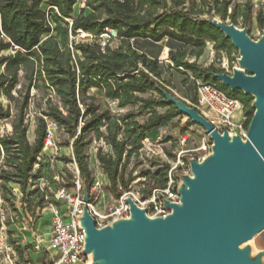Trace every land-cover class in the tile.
I'll use <instances>...</instances> for the list:
<instances>
[{
    "label": "trees",
    "instance_id": "obj_1",
    "mask_svg": "<svg viewBox=\"0 0 264 264\" xmlns=\"http://www.w3.org/2000/svg\"><path fill=\"white\" fill-rule=\"evenodd\" d=\"M202 1L208 4L206 11L197 7L194 0H85L84 7L73 15L77 0H0V94L13 103L15 110L13 113L10 106L0 104V121L11 119L10 132L0 135V190L10 197L14 212L13 187L19 188L22 203L31 215L42 207L43 197L30 186L48 169L45 162L42 164L44 160L37 162V158L44 155L49 123L66 135L62 146L72 149V158L58 160L75 163L86 189L92 180L86 155L92 140L86 135L90 132L95 140L110 147V152L105 153L100 147L96 151L109 189L115 195L117 185L126 189L133 181L131 173L124 177L130 156H138L141 141L148 133L179 115L164 97V92L170 93L164 77L169 67L192 72L197 78L201 77L199 72L206 74L200 78L202 82L215 85L242 104L248 125L253 111L251 97L209 79V72L223 70L211 67L199 71L186 61L187 55L196 58L201 54L205 40L212 41L216 50L233 47L223 33L199 17L213 11L221 21L230 19L235 24V3ZM251 12V7L244 5V16ZM256 18L263 25L262 16L258 14ZM104 35L107 40H103ZM111 41L117 42L115 48L110 47ZM163 46L168 48L170 66L158 60ZM91 88L99 89L104 99L116 102L118 109H136L111 116L108 109L99 108L94 95L88 94ZM146 92L158 97L139 96ZM33 99L42 106L35 138L29 142L25 117ZM156 108L167 110L157 113ZM146 111L148 117L138 122L135 112L140 115ZM35 164H39L37 169ZM168 169L169 165L162 163L153 171H140V175L156 187H164ZM48 179L51 180L50 175ZM66 179H72L71 174L67 173ZM33 194L37 202L31 210L28 197Z\"/></svg>",
    "mask_w": 264,
    "mask_h": 264
},
{
    "label": "water",
    "instance_id": "obj_2",
    "mask_svg": "<svg viewBox=\"0 0 264 264\" xmlns=\"http://www.w3.org/2000/svg\"><path fill=\"white\" fill-rule=\"evenodd\" d=\"M223 33L240 53L241 70L209 72L230 91L253 98L247 138L220 135L193 107L164 92L166 103L209 134L211 153L200 163L189 160L182 176L180 203L166 205L165 218L149 219L127 199L129 219L100 230L84 208L85 253L97 264H260L249 247L240 248L264 230V34L252 42L243 29L205 20ZM84 200H87L86 190Z\"/></svg>",
    "mask_w": 264,
    "mask_h": 264
},
{
    "label": "built area",
    "instance_id": "obj_3",
    "mask_svg": "<svg viewBox=\"0 0 264 264\" xmlns=\"http://www.w3.org/2000/svg\"><path fill=\"white\" fill-rule=\"evenodd\" d=\"M246 4L251 7L252 12L262 16L264 23V0H246L244 5ZM228 12H230V9ZM110 34L113 37L115 36L112 31H110ZM104 44L105 42L103 41L102 45ZM193 108L220 135L226 132L230 138L239 137L242 141L246 140L248 125L245 118L242 117V104L219 90L215 85L207 82L197 83L196 103ZM236 114H240V118H236ZM200 130L201 146L189 149L187 146L191 143L190 136L188 132H185L177 138V146L173 152L174 157L170 162L166 160V151L162 148V144L157 143L158 139L164 135V131L158 134L155 140L145 137L141 141V147L137 153H144L149 158H160L169 165L167 182L164 187H156L149 180L151 182L150 189L146 197L141 198L138 193L131 190V184L126 189L117 185V194H114V197H110L104 191L109 182L101 172L98 176L92 178L89 187L86 189L87 200L85 201L79 171L74 162L65 164L58 160L57 144L49 125L43 145L44 155L37 158V162L44 160L48 169H44L43 176L32 182L30 186L31 189L41 190L40 195L43 197V203H46L47 208L51 212L49 235L45 245L42 246L38 236H35L34 248L38 250L42 247L44 250V256L39 264H84L86 262L85 231L80 222L84 208H86L87 213L94 221L95 228L98 230L111 226L116 221L129 219L130 207L126 203L127 199H131L137 208L144 210L145 215L149 219L168 216L172 212V208L168 207L166 203L176 205L180 203L178 189L182 181H177V173L186 169L187 174L184 176H190L189 160H196L200 163L210 154L213 145L211 138L202 128ZM48 151L49 153L46 154ZM69 166H72L70 173L72 178L71 187H67L64 181ZM38 167L39 164L34 165V169ZM55 168L58 170L56 173L54 172ZM49 175L51 180L48 179ZM142 180L144 181L145 177ZM39 182H41L40 186L37 187ZM12 194L15 198L14 205L18 204L23 211L21 220L26 221L25 223L29 230L35 235L33 230L34 222L36 217L39 216L38 212L44 211L45 208L37 207L34 215H31L26 210V204L22 203V194L18 187L12 188ZM2 231L5 232L4 214L0 208V233ZM2 244L4 246L7 244L6 234L5 238L1 239L0 246ZM8 259L10 264H13L9 257Z\"/></svg>",
    "mask_w": 264,
    "mask_h": 264
},
{
    "label": "rangeland",
    "instance_id": "obj_4",
    "mask_svg": "<svg viewBox=\"0 0 264 264\" xmlns=\"http://www.w3.org/2000/svg\"><path fill=\"white\" fill-rule=\"evenodd\" d=\"M84 1L85 0H77L73 15H77L84 7ZM197 7H203V10L206 11L207 3H203L202 0H194ZM208 1V0H207ZM244 4V3H243ZM42 10L47 11L46 6L41 7ZM85 12H89L88 9H85ZM244 7L243 5L235 4V24H232L230 22V19H225L224 21H221L213 11H209L208 14H202L200 15V19H215L217 22L227 24V25H233L237 29H243L246 31L247 37L252 42H257L260 40L262 35L264 34V23L263 25H259L257 22V13L251 12L250 15L244 16ZM112 36V35H111ZM46 38V36L43 37V39ZM103 40H107V36L104 35ZM75 39L74 37H70V40ZM117 45L116 41L110 42V47L115 48ZM154 52L157 51V48H152ZM168 48L163 46L161 48V52L159 54L158 60L166 66H170L169 59H168ZM240 53L237 49L234 47H228L226 50H216L214 47V43L212 41L205 40L204 46L202 49L201 54L198 57H194L192 55L186 56V61L188 63L194 64L199 68V71L201 70H208L211 67L223 70L226 73H231L234 69L240 68L238 64V60L240 59ZM201 74V77H207L206 74ZM165 79L169 82V86H167L168 91L170 92V96L174 98L176 101L183 102L185 105L189 107H193V105L196 103V87L197 83L202 82L200 78L194 77L192 72L184 71V70H176L173 68H168L166 75L164 76ZM211 79V78H209ZM35 94V91H31V95ZM88 94L94 95L96 98V102L99 104L100 109H108L110 111L111 116H118L126 111L135 110L136 107H126L123 109H118L116 107V102H112L109 100H106L103 98V95L101 91L97 88H91L88 91ZM139 96L148 98V97H158L156 93L153 92H146L144 94H140ZM253 102V98H251V103ZM0 104L2 106H10L12 109V112L14 113V105L13 103H9L6 98L0 94ZM42 106L40 102L36 99H33L29 102L28 107L26 109V123H27V139L29 142H33L35 138V131L37 127V117L39 116V108ZM175 110L177 108L174 106ZM157 113H163L167 110V108H156L155 109ZM136 120L138 122L144 121L149 113L143 112L140 115L135 112ZM242 117L247 120V117L245 115L244 110L242 109ZM11 119L0 121V135L10 132L11 126H10ZM50 125V130L52 133H54L55 141L58 148V155L57 158L61 157H70L72 158V149L70 146H62L63 141L66 139L65 134H61L58 129ZM48 128V127H47ZM103 130V128H101ZM165 132L164 135L160 139H158L157 143L162 144V148L164 151L169 152V154L166 153V160L167 162H170L173 160V152L175 151V148L177 146V138L184 134L185 132L189 133L190 141L191 143L187 146L189 149L191 148H197L201 146V130L200 127L196 124L192 123L191 121H188L187 117L184 115H181L179 113L178 116H176L171 121L164 123L161 125V127L158 130H153L152 132L148 133L147 137L155 140L157 138L158 134H161L162 132ZM86 137H91V143L86 148V155H87V165L92 171V178L95 176H98L102 172L99 162L96 159V151L97 148H101L103 152H110V147L105 145L103 141L95 140L94 135L92 132L88 133ZM49 153V151H48ZM47 153V154H48ZM211 153V150H210ZM162 163H166L165 161H162L160 158H149L144 153L139 154L138 156H135L134 154L130 156V158L127 161V164L125 165L124 171L126 178L129 173L133 176V181L131 184V190H133L135 193H138V195L141 198H145L148 190L150 189L151 182L149 179L145 178V180H142V176L140 175V171L144 169H149L150 171L155 170L158 167H161ZM44 164V161L42 162ZM60 168V167H59ZM68 173L70 174L72 171V166H69L67 168ZM54 172H58V170L55 168ZM67 174V173H66ZM177 181H180L182 179V176L187 174V170L183 169L180 170L177 173ZM66 186L71 187V179H64ZM39 182V185L40 186ZM38 184V183H37ZM31 189V188H30ZM34 190V189H31ZM83 190H86V185H83ZM104 191L110 195V197H114V192L109 189V185H106L104 188ZM38 196H40L41 190L38 189ZM36 195L33 194L32 196L28 197V200L31 204L30 209L33 208L34 204L37 202V199L35 197ZM16 212L11 208L10 205V197L8 194L0 190V208L4 214V226H5V232L0 233V242L1 239L5 238V234L7 236V244L4 246L3 244L0 246L2 248L0 251V263L1 264H10L8 257L12 260L13 264H24V263H31V264H39L40 260L44 256V250L42 247L38 250L34 248L35 245V236H38L40 244L42 246L46 243V234L42 233L41 228L38 227V225L33 230L35 232V235L31 234L32 231L29 230L28 226L26 225L25 220H21V214H23V211L20 209L21 206L18 204L14 205ZM42 207L45 208L44 211L38 212V217H36L35 222H37L41 217H43L46 221L50 218V210L47 208L46 203L42 204ZM41 207V208H42ZM34 222V225H35ZM25 227V228H24ZM252 241L250 243H247L244 247H249V249L252 251V255L255 253L252 245ZM84 264H97V261L93 258V254L89 252L86 257V262ZM108 264H117V262L112 261Z\"/></svg>",
    "mask_w": 264,
    "mask_h": 264
},
{
    "label": "crops",
    "instance_id": "obj_5",
    "mask_svg": "<svg viewBox=\"0 0 264 264\" xmlns=\"http://www.w3.org/2000/svg\"><path fill=\"white\" fill-rule=\"evenodd\" d=\"M231 1H232V3L239 4V5H244L245 2H246V0H231ZM236 118H240V114H236ZM47 153L48 152H46V154ZM49 217H51V213H50ZM37 225H38L39 228L43 229L42 233L46 234V236H47L46 239H48L49 227H50V218L48 219V221H46L43 217H41L37 222H35L34 228ZM252 243H253L252 244L253 245V249L255 251V253L253 255H251L252 258H254L258 253H262L260 264H264V230L261 231L259 234H257L252 239Z\"/></svg>",
    "mask_w": 264,
    "mask_h": 264
},
{
    "label": "bare ground",
    "instance_id": "obj_6",
    "mask_svg": "<svg viewBox=\"0 0 264 264\" xmlns=\"http://www.w3.org/2000/svg\"><path fill=\"white\" fill-rule=\"evenodd\" d=\"M235 27V26H234ZM236 28V27H235ZM237 70H241V68H236ZM252 240L244 243L243 245L240 246V248H243L244 245H246L247 243H250ZM252 253V251L250 252V254Z\"/></svg>",
    "mask_w": 264,
    "mask_h": 264
}]
</instances>
